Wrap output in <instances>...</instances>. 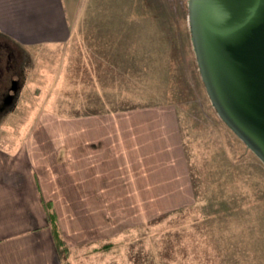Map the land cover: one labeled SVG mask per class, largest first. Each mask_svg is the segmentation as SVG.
Returning a JSON list of instances; mask_svg holds the SVG:
<instances>
[{"label": "rangeland", "instance_id": "1", "mask_svg": "<svg viewBox=\"0 0 264 264\" xmlns=\"http://www.w3.org/2000/svg\"><path fill=\"white\" fill-rule=\"evenodd\" d=\"M68 1L73 34L65 45L28 50L0 37V145L17 150L47 105L69 116L170 105L182 129L193 199L135 223L120 239L98 242L96 254L62 251L65 260L264 264V161L212 102L190 0ZM105 244L113 250L99 252Z\"/></svg>", "mask_w": 264, "mask_h": 264}, {"label": "crops", "instance_id": "2", "mask_svg": "<svg viewBox=\"0 0 264 264\" xmlns=\"http://www.w3.org/2000/svg\"><path fill=\"white\" fill-rule=\"evenodd\" d=\"M70 4L0 0V37L28 50L65 45L73 34ZM33 123L17 150L0 145V264H70L62 251L96 254L98 242L192 202L182 129L170 105L73 116L47 105ZM105 245L99 252L113 250Z\"/></svg>", "mask_w": 264, "mask_h": 264}, {"label": "water", "instance_id": "3", "mask_svg": "<svg viewBox=\"0 0 264 264\" xmlns=\"http://www.w3.org/2000/svg\"><path fill=\"white\" fill-rule=\"evenodd\" d=\"M190 25L214 106L264 161V0H190Z\"/></svg>", "mask_w": 264, "mask_h": 264}, {"label": "trees", "instance_id": "4", "mask_svg": "<svg viewBox=\"0 0 264 264\" xmlns=\"http://www.w3.org/2000/svg\"><path fill=\"white\" fill-rule=\"evenodd\" d=\"M50 208V218L53 222V218L55 217L54 211H52L51 207ZM53 230H54V234L57 240L58 245H61L62 247H64L66 249V245L64 240L61 238V235L59 233V229L57 227V225H55V223H53Z\"/></svg>", "mask_w": 264, "mask_h": 264}]
</instances>
